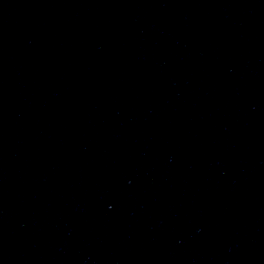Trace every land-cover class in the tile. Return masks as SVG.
I'll list each match as a JSON object with an SVG mask.
<instances>
[{
  "label": "water",
  "instance_id": "obj_1",
  "mask_svg": "<svg viewBox=\"0 0 264 264\" xmlns=\"http://www.w3.org/2000/svg\"><path fill=\"white\" fill-rule=\"evenodd\" d=\"M31 0H0V42Z\"/></svg>",
  "mask_w": 264,
  "mask_h": 264
}]
</instances>
